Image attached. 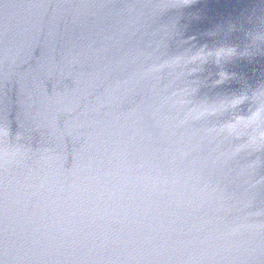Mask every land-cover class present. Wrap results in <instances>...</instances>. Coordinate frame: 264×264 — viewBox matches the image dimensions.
<instances>
[{"label": "water", "instance_id": "1", "mask_svg": "<svg viewBox=\"0 0 264 264\" xmlns=\"http://www.w3.org/2000/svg\"><path fill=\"white\" fill-rule=\"evenodd\" d=\"M0 264H264V0H0Z\"/></svg>", "mask_w": 264, "mask_h": 264}, {"label": "clouds", "instance_id": "2", "mask_svg": "<svg viewBox=\"0 0 264 264\" xmlns=\"http://www.w3.org/2000/svg\"><path fill=\"white\" fill-rule=\"evenodd\" d=\"M262 39V38H261ZM234 50L232 49L231 52H233ZM226 75V74H225ZM245 96H240V97H237V98H234L230 101V105L231 106H236V105H239L243 100H244Z\"/></svg>", "mask_w": 264, "mask_h": 264}]
</instances>
